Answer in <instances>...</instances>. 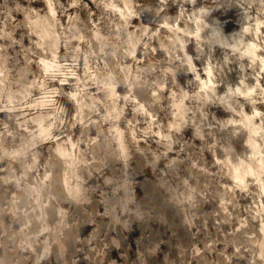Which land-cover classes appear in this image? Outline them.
<instances>
[{
    "label": "clouds",
    "instance_id": "clouds-1",
    "mask_svg": "<svg viewBox=\"0 0 264 264\" xmlns=\"http://www.w3.org/2000/svg\"><path fill=\"white\" fill-rule=\"evenodd\" d=\"M0 264H264V0H0Z\"/></svg>",
    "mask_w": 264,
    "mask_h": 264
}]
</instances>
